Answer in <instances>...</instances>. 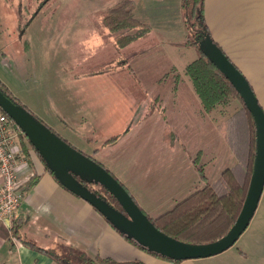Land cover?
Returning <instances> with one entry per match:
<instances>
[{"label": "crops", "instance_id": "crops-1", "mask_svg": "<svg viewBox=\"0 0 264 264\" xmlns=\"http://www.w3.org/2000/svg\"><path fill=\"white\" fill-rule=\"evenodd\" d=\"M120 1L117 0L116 4ZM135 2L136 15L150 25L151 32L140 41L119 51L122 53V60L127 64L138 56L144 57L143 61L145 58L159 56L157 62L151 63L158 66L154 72L148 74L149 76H132L134 81H152L154 85L146 87L141 83V90L146 93L145 99L138 101L141 105H135L136 96L133 91L134 101L129 105L130 121L122 132L112 131L110 137L101 133V144L97 142L94 150L81 151L111 170L117 179L125 182L127 190L134 194L135 200L143 202V205L140 202L139 204L146 214L155 218L200 188L191 184L193 178L188 179L195 174L191 173L192 170L199 173V167L203 164L202 168L206 174L207 161L210 160V163L214 164L217 157L223 159V162L225 160L224 166L232 167L236 163L235 156L226 142L224 128L220 125L242 104L232 113L229 112L231 104L218 106L210 112L204 111L191 81L184 73L187 65L198 57V52L194 47L185 44L182 0ZM204 14L211 39L245 76L264 110V0H205ZM21 17L23 14L19 15V18ZM21 23L24 21L21 20ZM20 38L22 41V35ZM153 52L158 54L154 55ZM123 77L114 76L117 81ZM155 85L157 88H154ZM153 112V120L159 117L158 122H163L159 138L156 136L157 122H153L154 126L149 127V131L144 134L145 140L132 144L127 137H130L135 129L144 127ZM168 112H171L170 116L167 115ZM172 113L175 114L174 120H177L174 126L170 123ZM95 114L97 115V112ZM206 116L208 124L212 122L214 134L217 132L218 140L222 143L220 152L218 144L211 154L202 150L200 161L196 159L200 148L193 156H183L180 153L177 158L176 146L184 145L182 130L193 122L205 123ZM169 117L170 120L167 121ZM103 119L105 115L101 116V120ZM168 150L170 163L154 171L142 165L143 161L149 160L150 154L158 151L167 156ZM110 155L116 159H108ZM120 161L134 162L130 164L132 174L124 173ZM176 161L181 163L177 164ZM182 166L185 169L180 168ZM35 172L40 178L32 191L24 196L11 223V228L16 224V232L10 231L6 225L0 227V264H61L46 253L45 250L49 249L62 256L76 250L93 259H110L119 263L174 264L148 253L124 238L92 205L60 185L54 176L47 172L41 161H34L24 176L30 173L33 175ZM205 177L207 181L208 178L206 175ZM263 198L264 191L259 207ZM255 242L257 243H254V246L258 247L257 239ZM245 252L243 248L241 253ZM245 255L247 256L246 253ZM214 257L206 259L209 261ZM202 261L186 260L180 264H198Z\"/></svg>", "mask_w": 264, "mask_h": 264}, {"label": "rangeland", "instance_id": "rangeland-1", "mask_svg": "<svg viewBox=\"0 0 264 264\" xmlns=\"http://www.w3.org/2000/svg\"><path fill=\"white\" fill-rule=\"evenodd\" d=\"M116 1L0 0L1 84L21 105L79 151L94 150L102 142L101 133L110 137L112 131L122 132L130 121L129 105L133 100V91L136 96L135 105H141L138 101H143L146 97V93L141 90V83L146 87L154 85L152 81H134L132 76H149L158 66L151 63L157 62L159 56L145 58V61L144 57L138 56L134 61H129L131 65L124 63L122 53L115 44L114 33L99 25L102 23L104 11L114 7ZM20 14H23V19L19 18ZM27 15H30L29 18H26ZM115 75L124 77L117 81ZM154 88H157L156 85ZM233 101L229 106L230 113L241 105L240 101ZM95 112L100 116L97 117ZM170 113L167 115L170 116ZM103 115L105 119L101 120ZM154 115L153 112L144 127L135 129L127 137L132 144L145 140L144 134L149 131V127L154 126L153 122H157L156 136L159 138L163 122H158L159 117L153 120ZM173 115L175 114H171L170 123L174 126L177 120H174ZM204 119L205 123L193 122L182 130L184 145L176 146L177 158L180 153L183 156H193L201 149L196 154V159L200 161L202 150L211 154L218 144L220 152L222 143L218 140L217 132L214 134L212 122L208 124L207 116ZM166 120L169 121L170 117ZM217 127L215 128L218 129ZM20 142L28 156L29 167L34 161H41L23 133L20 134ZM97 142L99 143L96 144ZM167 153V156L158 151L150 154L149 160L143 161L142 165L152 171L157 170L170 163L169 150ZM108 159L115 160L116 157L110 155ZM215 159L214 164L206 160L205 175L210 184H215L222 172L231 167L224 166L225 160L223 162L219 157ZM178 161L176 163L180 164ZM113 163L116 164L115 161ZM120 163L124 173L132 174L130 164L134 162ZM200 167L204 168V165L201 164ZM180 168L185 169L183 166ZM191 173H195L193 177H188L193 178L192 185L201 188L206 184L198 171L192 170ZM121 183L128 187L125 182ZM139 202L143 205L142 201ZM139 202L138 205L144 210ZM262 202L249 227L232 248L209 261L201 259L203 261L198 264H264V198ZM254 234L257 236L254 237ZM255 239L258 247L254 246L257 243ZM243 248L247 256L241 253Z\"/></svg>", "mask_w": 264, "mask_h": 264}, {"label": "trees", "instance_id": "trees-1", "mask_svg": "<svg viewBox=\"0 0 264 264\" xmlns=\"http://www.w3.org/2000/svg\"><path fill=\"white\" fill-rule=\"evenodd\" d=\"M204 3L205 0H182V14L186 29L185 44L194 47L198 52V57L187 65L184 73L191 81L204 111L210 112L218 106L230 105L234 99L241 102V107L220 125L224 128L226 142L235 156L236 163L232 167L226 168L215 184L206 181L203 168L199 167V173L206 184L177 202L172 209L155 218L149 217L151 222L166 235L193 245L216 242L227 235L235 225L247 197L256 154V125L252 114L245 107L236 89L202 50L206 39H211L204 14ZM135 9V0H121L114 7L109 8L103 16L101 25L114 33L115 44L120 50L140 41L151 32L150 25L138 18ZM0 90L13 103L30 112L1 82ZM30 113L32 114V112ZM32 115L36 117L34 114ZM50 130L56 133L53 129L50 128ZM31 147L46 166L39 152L32 145ZM23 152L26 155L24 149ZM46 170L54 176L47 166ZM39 178L40 176L36 172L30 176L22 187L24 196L32 191ZM54 178L56 179L55 176ZM58 183L60 184L59 181ZM86 186L112 206L122 210L116 199L105 188L94 184ZM95 187L98 190H95ZM16 228V224H14L13 233L16 232ZM119 233L136 246L144 249L121 232ZM45 251L61 264H142L93 259L84 252L76 250H71L66 256L50 249ZM147 252L174 264L181 263V261H173Z\"/></svg>", "mask_w": 264, "mask_h": 264}, {"label": "water", "instance_id": "water-1", "mask_svg": "<svg viewBox=\"0 0 264 264\" xmlns=\"http://www.w3.org/2000/svg\"><path fill=\"white\" fill-rule=\"evenodd\" d=\"M202 46L207 58L239 93L256 125L255 162L242 211L228 234L210 244L181 242L160 231L113 173L100 162L71 146L0 90V108L21 129L63 187L92 205L127 238L147 251L173 261L211 258L232 248L249 227L264 191V110L245 76L222 50L210 38ZM87 184L105 188L122 210L90 190Z\"/></svg>", "mask_w": 264, "mask_h": 264}, {"label": "built area", "instance_id": "built-area-1", "mask_svg": "<svg viewBox=\"0 0 264 264\" xmlns=\"http://www.w3.org/2000/svg\"><path fill=\"white\" fill-rule=\"evenodd\" d=\"M21 133L0 108V227L6 225L10 231L15 213L24 199L22 187L31 176H24L29 163L20 142Z\"/></svg>", "mask_w": 264, "mask_h": 264}]
</instances>
